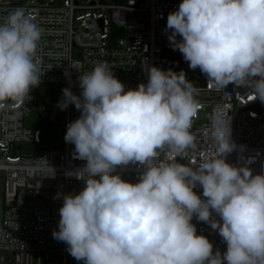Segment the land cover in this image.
Segmentation results:
<instances>
[{"label":"clouds","instance_id":"9594fccd","mask_svg":"<svg viewBox=\"0 0 264 264\" xmlns=\"http://www.w3.org/2000/svg\"><path fill=\"white\" fill-rule=\"evenodd\" d=\"M164 32L188 67L198 68L214 87L246 85L264 103V0H181L168 13ZM41 35L36 16L24 8L0 22V110L9 101L25 104L41 82ZM81 67L78 60L68 62L76 73ZM64 75L71 80L69 70ZM78 85L79 96L62 89L57 107L71 104L80 112L67 124L64 140L86 162L67 173L84 187L57 193L62 205L52 232L76 261L264 264V167L253 174L247 164L226 162L238 147L231 119H214L215 151L198 166L178 162L194 146L190 129L199 111L183 69L152 66L146 83L126 90L107 62H98L78 75ZM129 165L143 168L134 183L117 171ZM193 218L219 234L223 254L197 234Z\"/></svg>","mask_w":264,"mask_h":264},{"label":"built area","instance_id":"2783aa9c","mask_svg":"<svg viewBox=\"0 0 264 264\" xmlns=\"http://www.w3.org/2000/svg\"><path fill=\"white\" fill-rule=\"evenodd\" d=\"M180 2L0 0V22L16 8H24L36 16L42 28L38 55L44 73L41 82L33 85L25 104L7 103L0 110V179L4 203L0 264H83L67 252L65 243L53 238L52 232L58 230V210L62 205V198L55 197L57 193H78L84 187L82 181L67 173L77 171L86 162L74 157V145L65 140L61 149L38 157L13 155L12 151L21 143L41 144L40 131L23 126L37 106L36 93L40 88L70 87L79 96L78 75L91 71L98 62H107L126 90L135 89L146 83L147 69L157 66L164 56L182 55L172 49L164 32L168 13L176 10ZM76 60L82 65L78 73L68 69V62ZM65 70L70 71L71 80L65 77ZM197 84L193 88L199 111L190 129L194 146L178 162L196 167L205 155L215 151L213 122L220 116L231 119L232 139L238 146L227 155L226 162L236 166L247 164L253 174H259L264 167V103L255 100L250 95L252 89L246 85L229 84L218 89L205 75L203 83L197 80ZM36 114L41 119L47 115L50 123L60 125L65 135L67 124L77 119L80 112L70 104L64 119L57 120L48 107L40 105ZM160 159H164V153ZM49 165L55 170L54 178L50 177ZM117 171L123 179L134 183L143 168L129 165ZM194 190L198 194L202 191L199 186ZM192 223L197 234L209 239L213 252L223 254L226 244L219 234L195 218Z\"/></svg>","mask_w":264,"mask_h":264},{"label":"rangeland","instance_id":"374dc122","mask_svg":"<svg viewBox=\"0 0 264 264\" xmlns=\"http://www.w3.org/2000/svg\"><path fill=\"white\" fill-rule=\"evenodd\" d=\"M77 52H75V56ZM197 80V79H196ZM61 86L49 85L40 88L37 93V103L35 110L24 120L23 126L26 129H37L41 133V144L33 145L30 143H21L20 146H15L12 153L13 155L24 157H38L50 150H58L63 147L64 132L60 125H52L47 115L42 119H38L37 107L40 105L48 106L54 113L57 120H63L65 110L57 107L58 101L62 99ZM235 135V134H234ZM3 182L0 179V219L3 215Z\"/></svg>","mask_w":264,"mask_h":264},{"label":"trees","instance_id":"16d2710c","mask_svg":"<svg viewBox=\"0 0 264 264\" xmlns=\"http://www.w3.org/2000/svg\"><path fill=\"white\" fill-rule=\"evenodd\" d=\"M157 66L163 70L172 69L173 71H176V72H179L181 69H183L186 73V78L189 81H191L193 87L198 85L196 78L192 74L191 70L188 68L187 62L183 60L182 55L164 56L161 59V62ZM48 109L50 108L48 107Z\"/></svg>","mask_w":264,"mask_h":264},{"label":"water","instance_id":"95a60500","mask_svg":"<svg viewBox=\"0 0 264 264\" xmlns=\"http://www.w3.org/2000/svg\"><path fill=\"white\" fill-rule=\"evenodd\" d=\"M192 72H193L194 76H196L198 82H199V83H203V77H204V74H202L200 71H198V70H196V69H195V70H192ZM7 103H12V101H9V102H7ZM38 119H41V117L38 116Z\"/></svg>","mask_w":264,"mask_h":264},{"label":"snow or ice","instance_id":"6c2138e0","mask_svg":"<svg viewBox=\"0 0 264 264\" xmlns=\"http://www.w3.org/2000/svg\"><path fill=\"white\" fill-rule=\"evenodd\" d=\"M250 99H251V97H250Z\"/></svg>","mask_w":264,"mask_h":264}]
</instances>
